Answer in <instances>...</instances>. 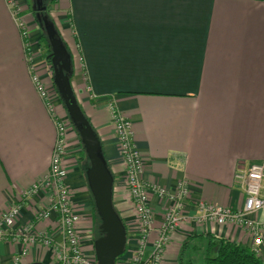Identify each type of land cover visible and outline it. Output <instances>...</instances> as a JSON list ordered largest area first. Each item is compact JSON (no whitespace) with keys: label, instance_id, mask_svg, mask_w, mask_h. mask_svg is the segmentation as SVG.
I'll return each mask as SVG.
<instances>
[{"label":"crops","instance_id":"obj_1","mask_svg":"<svg viewBox=\"0 0 264 264\" xmlns=\"http://www.w3.org/2000/svg\"><path fill=\"white\" fill-rule=\"evenodd\" d=\"M17 1L30 23L31 44L41 54L40 28L29 0ZM50 16L71 54L73 94L100 140L114 177L113 206L127 232L135 219L109 103L132 121L146 181L165 193H173L181 179L190 183L184 213L196 215L199 200L242 206L244 193L235 173L264 161V0H57ZM75 135L68 133L69 150ZM54 139L17 24L0 0V211L20 204L17 224L33 221L35 230L58 241L52 220H34L47 203L45 193L29 202L20 196L48 171ZM82 155L83 148L80 161ZM82 163L69 171L65 184L75 209H93ZM150 205L152 241L169 200L153 193ZM249 217L264 222V209ZM92 225L83 238L88 254L98 236L95 215ZM206 233L253 246L251 235L234 223L182 222L161 264H179L183 251L200 263L202 255L187 251L202 247L205 239L197 235ZM127 246L117 263L130 257L133 245ZM22 248V243L0 242V264H57L47 246H27L16 262ZM257 254L264 261V232Z\"/></svg>","mask_w":264,"mask_h":264},{"label":"built area","instance_id":"obj_2","mask_svg":"<svg viewBox=\"0 0 264 264\" xmlns=\"http://www.w3.org/2000/svg\"><path fill=\"white\" fill-rule=\"evenodd\" d=\"M4 1L17 24L25 49L30 79L55 127L48 171L39 181L21 191L20 196L21 200L29 202L40 192L45 193L47 203L36 210L34 220H52L59 240L55 241L52 234L46 231L35 230L33 221L17 224L22 207L20 204H12L0 211V242L10 240L24 245L19 255L15 257L16 262L26 255L27 246H47L52 249L57 264H96L93 252L88 254L83 248L84 236L91 234L93 210L75 209L71 204L70 190L65 184L66 175L81 162L77 156L82 149L81 141L75 135V147L72 150L68 149L67 136L74 127L52 81L50 63L33 48L30 23L22 18L19 2ZM109 109L118 142L119 161L125 168L123 179L135 219L132 231L127 232L126 229L125 248L129 243L133 245L131 255L127 259H121L119 264H161L171 234L182 222L234 223L251 235L252 248L257 252L258 246L263 243L264 222L249 215L264 209V161L254 162L236 171L235 180L244 193L241 207L221 206L199 200L195 203L197 214L189 216L183 212V207L190 194V183L186 179H181L173 193H165L156 184L146 181L143 178L145 162L134 139L131 119L120 113L113 103H109ZM60 110L66 114H61ZM153 193L166 196L169 206L162 223L155 229L156 237L149 241V235L154 230L150 205V196ZM83 220L86 221L85 225H81Z\"/></svg>","mask_w":264,"mask_h":264},{"label":"water","instance_id":"obj_3","mask_svg":"<svg viewBox=\"0 0 264 264\" xmlns=\"http://www.w3.org/2000/svg\"><path fill=\"white\" fill-rule=\"evenodd\" d=\"M32 8L34 9L33 5ZM37 19L41 21L51 46L52 81L69 120L79 135L88 161L85 179L98 217V236L93 241L95 261L96 264H117V259L125 251L127 235L123 220L113 206L114 177L103 155L100 140L73 94L70 84L71 54L58 36L54 22L47 15L37 16Z\"/></svg>","mask_w":264,"mask_h":264},{"label":"trees","instance_id":"obj_4","mask_svg":"<svg viewBox=\"0 0 264 264\" xmlns=\"http://www.w3.org/2000/svg\"><path fill=\"white\" fill-rule=\"evenodd\" d=\"M56 1L57 0H43V5H45V8L39 14L37 13V10L32 8L33 0L28 1V4H29L28 8H29L30 12L33 14V16H34V18H35V20L38 23L39 28H40L39 48H40L41 54H42L43 58L45 60H47L49 63H50L51 46H50L49 40L47 38L45 29L43 28V26H41V21H38L37 16L42 17L44 15H47L49 20L53 21V19L50 16V12H51L54 4L56 3ZM57 34L60 37V34L58 32H57ZM50 68H51V73H52L51 64H50ZM87 119L89 120V118H87ZM74 131L76 132L75 129H74ZM76 134L79 137L77 132H76ZM81 162H83L81 164V168H82L83 174L85 176V169L88 165V161H87V157L85 155V152L83 153V155L81 157ZM92 210H93V213L96 217L97 228H98V217H97V214L95 212L94 206H93ZM197 236H200V237L205 239L204 240L205 241V246H204L205 248H204V252L202 253V261L200 263H197V264H264V261L261 259V257L251 247L244 246L238 242L230 241L226 238L216 237L215 235H213L211 233L200 234ZM187 245H188V240L183 243L182 250H184V247H186ZM193 247H195V246H193ZM125 250H126V248H125ZM124 253H125V251H124ZM124 253L122 255H120V257L123 256ZM178 261H179V264H196L193 262L192 258L186 257L184 255V251L180 253Z\"/></svg>","mask_w":264,"mask_h":264},{"label":"flooded vegetation","instance_id":"obj_5","mask_svg":"<svg viewBox=\"0 0 264 264\" xmlns=\"http://www.w3.org/2000/svg\"><path fill=\"white\" fill-rule=\"evenodd\" d=\"M32 5L34 6V9L37 10L38 14L44 10L43 8H45V5H43V0H33Z\"/></svg>","mask_w":264,"mask_h":264},{"label":"rangeland","instance_id":"obj_6","mask_svg":"<svg viewBox=\"0 0 264 264\" xmlns=\"http://www.w3.org/2000/svg\"><path fill=\"white\" fill-rule=\"evenodd\" d=\"M53 9V8H52ZM83 153H84V151H83ZM97 228V227H96ZM195 243H197V242H195ZM203 244L204 245H202V247H199V249H196L195 251H193L191 248L187 251V253H192V254H195L196 256H201L202 255V253L204 252V246H205V241L203 242ZM198 262H196V264H197Z\"/></svg>","mask_w":264,"mask_h":264},{"label":"bare ground","instance_id":"obj_7","mask_svg":"<svg viewBox=\"0 0 264 264\" xmlns=\"http://www.w3.org/2000/svg\"><path fill=\"white\" fill-rule=\"evenodd\" d=\"M114 183V182H113ZM117 262V261H116Z\"/></svg>","mask_w":264,"mask_h":264}]
</instances>
